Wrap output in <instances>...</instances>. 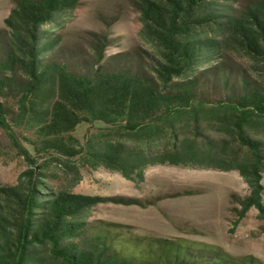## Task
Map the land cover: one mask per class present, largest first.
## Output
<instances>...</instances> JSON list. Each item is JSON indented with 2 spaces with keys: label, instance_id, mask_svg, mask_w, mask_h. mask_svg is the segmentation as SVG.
<instances>
[{
  "label": "trees",
  "instance_id": "16d2710c",
  "mask_svg": "<svg viewBox=\"0 0 264 264\" xmlns=\"http://www.w3.org/2000/svg\"><path fill=\"white\" fill-rule=\"evenodd\" d=\"M80 4L14 0L0 29V129L27 165L0 185V264H263L91 219L101 197L72 187L83 168L136 183L155 165L235 170L249 192L231 210L264 223V0H134L142 45L118 53L105 33L63 43L60 21Z\"/></svg>",
  "mask_w": 264,
  "mask_h": 264
},
{
  "label": "rangeland",
  "instance_id": "374dc122",
  "mask_svg": "<svg viewBox=\"0 0 264 264\" xmlns=\"http://www.w3.org/2000/svg\"><path fill=\"white\" fill-rule=\"evenodd\" d=\"M252 1L236 0V5L243 7ZM13 4L14 0H0V29ZM140 28L134 0H81L74 11L63 15L57 33L64 44L74 48L87 46L96 33H105L115 39L108 53H118L142 45ZM230 54L233 63L246 65L243 57ZM85 128L80 126L77 133L81 135ZM0 140L4 143L0 155V185L14 184L27 165L9 147L2 129ZM51 170L58 175L56 184L66 183L63 173L54 167ZM81 174V181L72 191L101 197L91 219L122 223L139 235L217 245L234 256L252 255L264 264V223L258 218L257 210L251 208L239 220L231 210L236 205L232 195L243 196L249 192L238 171L155 165L147 168L145 180L140 183L103 167L83 168ZM116 197L155 203L145 206L118 203Z\"/></svg>",
  "mask_w": 264,
  "mask_h": 264
}]
</instances>
